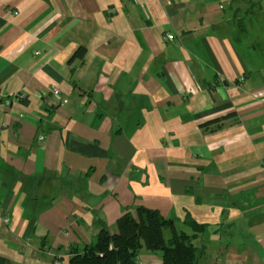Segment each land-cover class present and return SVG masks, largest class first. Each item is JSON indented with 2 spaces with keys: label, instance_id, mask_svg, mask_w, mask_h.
Masks as SVG:
<instances>
[{
  "label": "crops",
  "instance_id": "obj_1",
  "mask_svg": "<svg viewBox=\"0 0 264 264\" xmlns=\"http://www.w3.org/2000/svg\"><path fill=\"white\" fill-rule=\"evenodd\" d=\"M138 206L264 264V0H0V264H68Z\"/></svg>",
  "mask_w": 264,
  "mask_h": 264
},
{
  "label": "trees",
  "instance_id": "obj_2",
  "mask_svg": "<svg viewBox=\"0 0 264 264\" xmlns=\"http://www.w3.org/2000/svg\"><path fill=\"white\" fill-rule=\"evenodd\" d=\"M84 53V48H78L74 56L81 58ZM135 215L130 211L121 214L114 234L101 229L92 242L69 246L68 264H141V251L157 255L161 264H199L202 252L193 240L209 234L207 225L198 223L187 211L180 222L186 230H178V221L164 217L156 209L138 206ZM165 230L169 231L167 237Z\"/></svg>",
  "mask_w": 264,
  "mask_h": 264
},
{
  "label": "rangeland",
  "instance_id": "obj_3",
  "mask_svg": "<svg viewBox=\"0 0 264 264\" xmlns=\"http://www.w3.org/2000/svg\"><path fill=\"white\" fill-rule=\"evenodd\" d=\"M135 215V214H134ZM136 216V215H135ZM178 230H186V227H183L180 223H175ZM169 231H164L165 237H167ZM219 232H217L218 234ZM208 235L205 234L204 236L199 235L195 240H193L194 245L197 249H200L202 252V255L199 257L201 258V261L199 264H220L219 259L222 257L221 250L224 249L221 246H209V244L212 242V237L210 240V243H207L204 241ZM209 241V240H208ZM214 243V242H212ZM216 248V250H214ZM214 260V261H213ZM58 261V260H57ZM208 261V263H207ZM58 263V262H56Z\"/></svg>",
  "mask_w": 264,
  "mask_h": 264
},
{
  "label": "built area",
  "instance_id": "obj_4",
  "mask_svg": "<svg viewBox=\"0 0 264 264\" xmlns=\"http://www.w3.org/2000/svg\"><path fill=\"white\" fill-rule=\"evenodd\" d=\"M173 39L172 34H166L164 40L171 41ZM238 83H243V78L238 79ZM61 91L58 87H51L49 91V95H46V104L49 107H59L61 97L60 94ZM42 139V138H41ZM0 223L7 226L9 223V217L3 212V210L0 208Z\"/></svg>",
  "mask_w": 264,
  "mask_h": 264
}]
</instances>
